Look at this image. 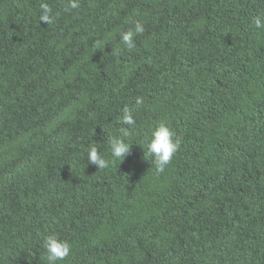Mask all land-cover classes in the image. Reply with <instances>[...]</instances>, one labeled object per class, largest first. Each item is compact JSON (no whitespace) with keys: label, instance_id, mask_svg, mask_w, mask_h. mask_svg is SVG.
<instances>
[{"label":"trees","instance_id":"obj_1","mask_svg":"<svg viewBox=\"0 0 264 264\" xmlns=\"http://www.w3.org/2000/svg\"><path fill=\"white\" fill-rule=\"evenodd\" d=\"M73 2L0 0V264H47L52 234L58 264H264V0ZM114 137L131 155L87 167Z\"/></svg>","mask_w":264,"mask_h":264},{"label":"clouds","instance_id":"obj_2","mask_svg":"<svg viewBox=\"0 0 264 264\" xmlns=\"http://www.w3.org/2000/svg\"><path fill=\"white\" fill-rule=\"evenodd\" d=\"M71 8H77L78 3L69 0ZM42 15L40 19L45 23H52L53 17L51 9L47 4L41 5ZM255 26L257 28L264 27V22L260 17L255 18ZM144 31L143 26L137 22L134 31H127L121 34L122 42L129 48L134 46V36ZM141 101H137L140 103ZM122 121L126 125H133L135 123L131 110L125 108L123 110ZM121 136L127 137L128 132L121 129ZM126 139L121 137H114L109 141V151L111 160L103 157L100 150L96 146H92L87 151L86 165L94 166L96 169H105L117 161L123 162L129 155H131V146ZM178 148V142L174 138V133L166 123L161 122L151 132V138L147 141V157L145 159L155 165L157 172H162L165 165L171 160ZM144 153V151H143ZM145 156V153H144ZM44 248L46 249L47 264H58L59 261L64 260L70 253V245L68 242L61 240L57 235H48L44 239Z\"/></svg>","mask_w":264,"mask_h":264}]
</instances>
